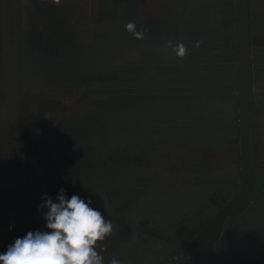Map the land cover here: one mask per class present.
Returning a JSON list of instances; mask_svg holds the SVG:
<instances>
[{
  "label": "crops",
  "instance_id": "obj_1",
  "mask_svg": "<svg viewBox=\"0 0 264 264\" xmlns=\"http://www.w3.org/2000/svg\"><path fill=\"white\" fill-rule=\"evenodd\" d=\"M213 7L215 16H209L202 27L182 28L184 38L188 33L192 44L230 46L229 51L212 49L210 57L229 54L230 61L219 67L211 63L182 70L176 83L147 87L140 100L113 102L109 116L57 123L52 137H60L65 124L64 150L55 144L51 156L59 151L65 160L50 162L49 182L43 183L40 172L37 181L17 180L14 173L12 182H0L1 191L42 200L37 192L54 199L64 188L68 197L75 194L91 200V207L106 217L143 225L181 243L193 238L235 195L240 182L234 168L239 162V133L229 127L238 122L235 23L220 17L226 7ZM253 8L252 101L257 157L264 164V0H257ZM153 97L181 100L167 104ZM74 122H81V128L74 130ZM9 168L13 173L11 161ZM5 175L0 171V177ZM46 211L0 199V253L17 237L46 230ZM10 225H14L11 230ZM217 244L227 255L226 263L264 264V189L254 193L245 210L226 219ZM101 248L97 251L104 264L113 258L119 264H163L170 252L165 241L116 224ZM180 264L223 263L184 256Z\"/></svg>",
  "mask_w": 264,
  "mask_h": 264
},
{
  "label": "trees",
  "instance_id": "obj_2",
  "mask_svg": "<svg viewBox=\"0 0 264 264\" xmlns=\"http://www.w3.org/2000/svg\"><path fill=\"white\" fill-rule=\"evenodd\" d=\"M214 4L226 7L220 17L234 19L232 0H0V171L8 174L0 182H12L14 173L17 180L37 181L39 172L46 181L50 162L65 160L59 151L51 156L55 144L64 150L65 124L60 137H52L57 123L109 116L113 102L140 100L147 87L176 83L182 70L230 61L223 53L210 59L212 49L230 46L197 47L188 33L184 38L182 28L202 27L215 16ZM128 22L143 39L125 29ZM181 43L187 49L183 58L173 51ZM74 123V130L81 128ZM236 124L229 126L233 132ZM234 168L239 181L238 160ZM223 253L217 244L212 256L225 261Z\"/></svg>",
  "mask_w": 264,
  "mask_h": 264
},
{
  "label": "water",
  "instance_id": "obj_3",
  "mask_svg": "<svg viewBox=\"0 0 264 264\" xmlns=\"http://www.w3.org/2000/svg\"><path fill=\"white\" fill-rule=\"evenodd\" d=\"M233 4L240 170L238 191L186 243L177 242L140 224L104 216L105 219L110 220L113 224L142 231L168 243L170 252L166 259L175 254H182L185 257H198L229 264L212 256L222 233L223 224L226 219L235 217L248 207L255 193L256 186L259 188L264 187V165L258 166L255 158L254 105L253 101L248 97L253 91L251 1L233 0ZM0 197L39 206L42 201L37 198L20 196L5 191H0Z\"/></svg>",
  "mask_w": 264,
  "mask_h": 264
},
{
  "label": "clouds",
  "instance_id": "obj_4",
  "mask_svg": "<svg viewBox=\"0 0 264 264\" xmlns=\"http://www.w3.org/2000/svg\"><path fill=\"white\" fill-rule=\"evenodd\" d=\"M60 2L54 0L56 4ZM125 29L137 39L144 37L134 22H128ZM200 43L197 41L196 46ZM173 51L183 58L187 49L181 43ZM91 204V200L85 201L79 195L68 197L64 188L59 189L54 199L45 194L40 207L47 209L43 213L46 230L29 231L22 238L17 237L0 253V264H104L97 249L102 250V242L113 233V223ZM12 227L9 226L10 230ZM110 264L119 261L113 258Z\"/></svg>",
  "mask_w": 264,
  "mask_h": 264
},
{
  "label": "built area",
  "instance_id": "obj_5",
  "mask_svg": "<svg viewBox=\"0 0 264 264\" xmlns=\"http://www.w3.org/2000/svg\"><path fill=\"white\" fill-rule=\"evenodd\" d=\"M184 256L182 254H175L166 259L163 264H180Z\"/></svg>",
  "mask_w": 264,
  "mask_h": 264
},
{
  "label": "flooded vegetation",
  "instance_id": "obj_6",
  "mask_svg": "<svg viewBox=\"0 0 264 264\" xmlns=\"http://www.w3.org/2000/svg\"><path fill=\"white\" fill-rule=\"evenodd\" d=\"M252 6V5H251ZM254 8H253V6H252V8H251V26H252V20H253V13H254V10H253ZM255 145H256V143H255ZM255 158H256V163H257V160H258V158H257V156H256V153H255ZM257 165L258 166H262L263 165V163H261V165H259L258 163H257ZM43 181H44V179H43ZM259 189H264V187L263 188H259ZM4 192V191H3ZM7 193H10V192H7ZM11 194H15V193H11ZM16 195H20V196H27V195H22V194H16ZM27 197H31V196H27ZM32 198H34V197H32ZM37 199H39V198H37ZM41 200V199H40ZM16 202H23V201H16ZM23 203H27V202H23ZM29 204H31V203H29ZM34 205V204H33ZM35 206H38V207H40L39 205H35Z\"/></svg>",
  "mask_w": 264,
  "mask_h": 264
},
{
  "label": "rangeland",
  "instance_id": "obj_7",
  "mask_svg": "<svg viewBox=\"0 0 264 264\" xmlns=\"http://www.w3.org/2000/svg\"><path fill=\"white\" fill-rule=\"evenodd\" d=\"M251 1V5L253 6L254 5V3H256L257 4V0H250ZM252 6H251V8H252ZM253 56V55H252ZM38 193V195H41V196H44L45 194L43 193V192H37Z\"/></svg>",
  "mask_w": 264,
  "mask_h": 264
}]
</instances>
